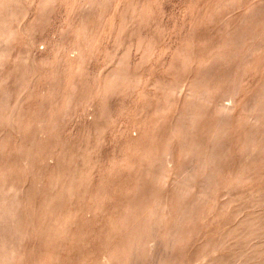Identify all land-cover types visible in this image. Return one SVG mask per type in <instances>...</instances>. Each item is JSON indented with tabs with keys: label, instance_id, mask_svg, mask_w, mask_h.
Wrapping results in <instances>:
<instances>
[{
	"label": "rangeland",
	"instance_id": "1",
	"mask_svg": "<svg viewBox=\"0 0 264 264\" xmlns=\"http://www.w3.org/2000/svg\"><path fill=\"white\" fill-rule=\"evenodd\" d=\"M0 264H264V0H0Z\"/></svg>",
	"mask_w": 264,
	"mask_h": 264
},
{
	"label": "bare ground",
	"instance_id": "2",
	"mask_svg": "<svg viewBox=\"0 0 264 264\" xmlns=\"http://www.w3.org/2000/svg\"><path fill=\"white\" fill-rule=\"evenodd\" d=\"M92 5H94V4H92ZM86 8V7H85ZM88 9V8H87ZM90 11V10H89Z\"/></svg>",
	"mask_w": 264,
	"mask_h": 264
}]
</instances>
